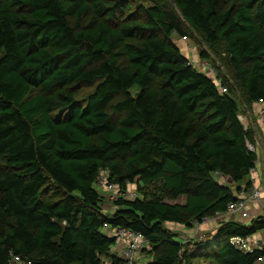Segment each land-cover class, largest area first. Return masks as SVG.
Masks as SVG:
<instances>
[{"label":"trees","instance_id":"16d2710c","mask_svg":"<svg viewBox=\"0 0 264 264\" xmlns=\"http://www.w3.org/2000/svg\"><path fill=\"white\" fill-rule=\"evenodd\" d=\"M182 36L205 47L186 55ZM259 99L264 0H0V264H128L105 223L141 233L146 264H264L229 243L264 213L193 242L171 229L226 211L260 162L264 184V139L239 118Z\"/></svg>","mask_w":264,"mask_h":264},{"label":"built area","instance_id":"2783aa9c","mask_svg":"<svg viewBox=\"0 0 264 264\" xmlns=\"http://www.w3.org/2000/svg\"><path fill=\"white\" fill-rule=\"evenodd\" d=\"M181 39L184 41L186 40V37L182 36ZM189 63L196 67L198 71L214 79L217 87L221 92L227 91L226 87L221 86L220 82L216 79V73L206 59L196 56L195 58H191V60H189ZM257 103L258 107L255 109V111L257 114L258 122L260 125L264 126V105L262 99H259ZM247 146L250 150L254 149V146L250 143H247ZM106 175L107 171H102L98 176L97 184L99 186L102 185V187L106 191L112 190L113 192H115L116 186L112 183L107 182ZM219 177H221V179L225 178H223L222 176ZM226 180L227 179L225 178L223 183L226 182ZM250 181L252 183V179H250ZM235 196V200L227 204L226 211H224L223 213H216L213 217L218 218L221 216H226L234 217L239 220L249 219L250 216L247 212L248 206L253 201L264 198V188L261 189V187L254 183H252L249 188L241 186V189L235 193ZM205 219L206 217L203 218V220ZM203 220L200 223H202ZM200 223L198 224L200 225ZM103 228L110 236L115 238L114 247L119 246V251H121V254H123L129 260L134 253L139 251L140 248L146 246L145 239L139 232H135L122 227L110 228L106 223L103 225ZM229 243L238 250L245 253H251L255 250H259L261 253L257 257L256 262H264V241L262 240V238L253 235H249L246 237L231 236L229 238ZM12 261L14 264H31L29 260H23L19 256H13ZM128 264H130V262H128Z\"/></svg>","mask_w":264,"mask_h":264},{"label":"rangeland","instance_id":"374dc122","mask_svg":"<svg viewBox=\"0 0 264 264\" xmlns=\"http://www.w3.org/2000/svg\"><path fill=\"white\" fill-rule=\"evenodd\" d=\"M159 1H165V0H159ZM177 44L179 45V47L181 48V50L186 54V55H192L193 52L196 53L197 51H199L200 49L205 47V44L203 43V41L201 39H191L189 37H187V40H178V37H175ZM93 89V85L91 84H84L81 85L80 87L77 88V98H84L91 90ZM250 115L251 117L245 115L244 113L241 112V114H239V118L241 120V122L246 126V125H251V127H254L255 129H257V133H259V135H262L261 129L258 126V123L256 121V117L254 116V113L252 111V108H250ZM247 116V119L245 118V116ZM257 153L259 154L260 151L259 149H257ZM6 170L5 165H4V161L2 156H0V172H4ZM258 170V169H257ZM261 170V169H260ZM260 172V171H259ZM221 181H224V179H219ZM246 181V180H244ZM242 181V183L244 182ZM227 183V182H226ZM230 185H232L233 183H230ZM259 187H261V189L264 187V184L262 181L259 180L258 183ZM96 189L98 190V192L101 195H104L105 198L103 200V209L105 211H107L108 209H110L112 206V202L113 200L117 197V193L116 191L113 192L112 190H108L106 191L102 185H96ZM135 187L134 185H128L127 187V192H126V196L129 197H134L135 196ZM230 217H226V216H221V217H206L205 220H203L202 223L197 224L195 223L194 226L192 228H187V227H172L171 229L177 231L178 233H180V238L182 239L181 241L183 242H193L196 240H201L204 239L205 237H207L210 234V231L212 232L213 227L215 225L216 222L223 220V219H227ZM253 236H260L262 238V240L264 241V228L261 230H258L257 232H255L253 234ZM112 251H115L116 253L121 254V251H119V249L116 247V249H114V247L112 248ZM123 255V254H122ZM123 257L128 260V262H130V264H146V262L150 259V256L148 254H146L145 252H141V251H137L136 253H134L130 260L127 259L124 255ZM106 264H108V261H105ZM192 264H217L216 262L210 260L208 257H202V258H196L193 260Z\"/></svg>","mask_w":264,"mask_h":264},{"label":"crops","instance_id":"0c3cea01","mask_svg":"<svg viewBox=\"0 0 264 264\" xmlns=\"http://www.w3.org/2000/svg\"><path fill=\"white\" fill-rule=\"evenodd\" d=\"M255 108L256 107H253V113H254V116L256 117V121L257 123L259 124L258 122V118H257V114H256V111H255ZM245 116V115H244ZM247 116L251 117L250 114H248ZM247 116H245V118L247 119ZM252 118V117H251ZM261 129V132H262V138L264 139V127L262 125H258ZM258 169V170H257ZM261 169V170H260ZM262 170H263V166H262V163H257V166L255 167L254 170L251 171V173L249 174V179H252V183L258 185L259 183V180L261 181L262 179ZM260 171V172H259ZM248 178V177H247ZM246 178V180H247ZM246 182V181H244ZM243 182V184H244ZM247 212H248V215L251 217V216H254L256 214H259V213H264V198H261V199H258V200H255L253 201L252 203H250V205L248 206V209H247ZM230 218H234V217H230ZM245 220V219H243ZM260 237V236H258ZM261 238V237H260Z\"/></svg>","mask_w":264,"mask_h":264}]
</instances>
